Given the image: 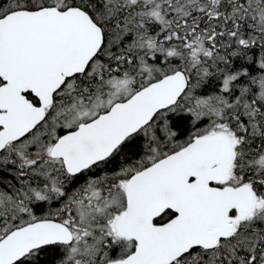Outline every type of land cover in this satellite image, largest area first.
<instances>
[{
  "label": "snow or ice",
  "instance_id": "obj_1",
  "mask_svg": "<svg viewBox=\"0 0 264 264\" xmlns=\"http://www.w3.org/2000/svg\"><path fill=\"white\" fill-rule=\"evenodd\" d=\"M0 264H264V0H0Z\"/></svg>",
  "mask_w": 264,
  "mask_h": 264
}]
</instances>
